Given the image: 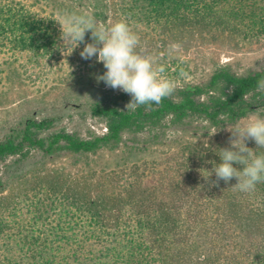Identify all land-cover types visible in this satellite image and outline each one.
Returning a JSON list of instances; mask_svg holds the SVG:
<instances>
[{
    "label": "trees",
    "instance_id": "16d2710c",
    "mask_svg": "<svg viewBox=\"0 0 264 264\" xmlns=\"http://www.w3.org/2000/svg\"><path fill=\"white\" fill-rule=\"evenodd\" d=\"M62 13H87L105 27L133 17L182 38L187 32L264 37V0H0V72L52 69L65 53L55 20ZM85 41L92 42L90 31ZM87 69L106 71L95 58ZM260 79L264 57L244 72L219 63L204 81L178 83L158 105L127 109L132 97L109 88L49 116L29 110L5 123L0 264H264V183L252 193L234 189L236 178L213 184L214 173L204 176L229 139L201 140L264 112ZM75 110L103 121L105 130L67 129L64 121ZM173 127L195 130L200 141L175 138L163 159L127 161L99 173L48 166L67 155L78 163L105 149L146 150Z\"/></svg>",
    "mask_w": 264,
    "mask_h": 264
},
{
    "label": "rangeland",
    "instance_id": "374dc122",
    "mask_svg": "<svg viewBox=\"0 0 264 264\" xmlns=\"http://www.w3.org/2000/svg\"><path fill=\"white\" fill-rule=\"evenodd\" d=\"M114 19L117 21L119 17ZM119 20L130 24L140 36L145 52L158 57L166 68L165 76L177 84L204 81L219 63H230L236 71L244 72L264 57V37L251 40L238 36L187 32L182 38L175 37V33L158 24H145L133 17L131 20L125 18ZM85 43H81L73 51L70 48L65 49L63 57L46 72H0V128L29 110H35L38 117L49 116L53 108H59L68 101L85 102L101 91L109 89L100 82L97 83L96 76L100 74L99 72L88 71L87 67L93 59L81 58L80 52ZM173 44L179 46L178 55L169 56L167 50ZM181 72L186 73V77H181ZM252 115L264 117V112L261 115ZM64 124L67 129L76 130L83 135L89 130L96 132L105 130L103 121L83 110L73 111L71 116L65 119ZM166 135L162 143L152 145L146 150L126 147L118 150L105 149L77 161L78 163H75L72 156L67 155L48 163V166L73 170L79 174L81 170H85L86 174H92L94 170L99 173L102 169L113 168L127 161L163 159L175 149L177 144L175 138L200 141L196 139L197 134L191 128L176 131L173 127L167 130ZM230 137L231 133L227 128L221 131L215 129L209 135L201 137V140L216 143L226 141Z\"/></svg>",
    "mask_w": 264,
    "mask_h": 264
},
{
    "label": "clouds",
    "instance_id": "9594fccd",
    "mask_svg": "<svg viewBox=\"0 0 264 264\" xmlns=\"http://www.w3.org/2000/svg\"><path fill=\"white\" fill-rule=\"evenodd\" d=\"M55 20L61 27L60 39L65 49L73 51L85 43L86 33L91 32L92 42L85 43L80 56L103 63L106 71L96 76L97 83L103 81L106 87L129 94L132 99L127 109L158 105L176 91L177 83L165 76L166 68L158 57L145 52L140 36L128 22L121 20L105 27L98 25L87 13H62ZM178 47L171 45L167 55H178ZM180 75L186 77L184 72ZM256 91L264 93V79L257 82ZM227 129L231 133L230 147L222 148L218 154L220 162L215 163L211 174L204 177L207 179L214 173L216 179L212 183L215 185L220 180L228 183L236 178L238 182L232 186L234 189L252 193L257 184L264 183V153L256 154L246 141H254L256 148H264V117L252 115Z\"/></svg>",
    "mask_w": 264,
    "mask_h": 264
}]
</instances>
